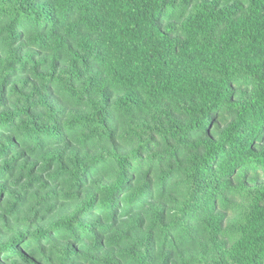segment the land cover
Listing matches in <instances>:
<instances>
[{
    "label": "trees",
    "instance_id": "obj_1",
    "mask_svg": "<svg viewBox=\"0 0 264 264\" xmlns=\"http://www.w3.org/2000/svg\"><path fill=\"white\" fill-rule=\"evenodd\" d=\"M0 264H264V0H0Z\"/></svg>",
    "mask_w": 264,
    "mask_h": 264
}]
</instances>
